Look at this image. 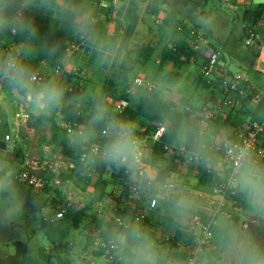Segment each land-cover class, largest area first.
Instances as JSON below:
<instances>
[{
	"label": "clouds",
	"instance_id": "9594fccd",
	"mask_svg": "<svg viewBox=\"0 0 264 264\" xmlns=\"http://www.w3.org/2000/svg\"><path fill=\"white\" fill-rule=\"evenodd\" d=\"M35 12L50 14L61 30L87 45L99 65L123 62L120 46L100 34L89 0H0V92L7 105L23 108L42 131L49 123L55 125L58 116L78 117L72 132L63 137L68 149L78 154L77 173L90 178L98 169L122 171L131 195L152 208L171 233L193 240V264H264V241L251 234L264 223V157L221 131L211 118L178 112L183 97L174 84L157 78L149 87L137 73L125 86L126 103L156 109L159 120L154 126L185 166L210 174L213 192L218 182L243 201L251 220L246 233L219 208L207 212V203L192 192L182 172L154 151L138 121L122 115L104 89L92 85L73 92L67 86L64 74L74 59L67 49L61 51L58 41L40 34ZM10 36L21 39L9 43ZM41 60L49 64L47 75L39 74ZM16 171L14 162L0 154V225L23 213ZM202 211L208 219L197 238L195 217ZM37 214L45 215L42 209ZM208 232L210 240L204 235ZM99 234L116 264H186L175 250L178 243H165L153 224L134 216L106 219Z\"/></svg>",
	"mask_w": 264,
	"mask_h": 264
},
{
	"label": "rangeland",
	"instance_id": "374dc122",
	"mask_svg": "<svg viewBox=\"0 0 264 264\" xmlns=\"http://www.w3.org/2000/svg\"><path fill=\"white\" fill-rule=\"evenodd\" d=\"M162 1L161 13L158 16H152L148 13L150 0L140 4L138 12L142 21L135 36L126 42H122L126 21L119 16L122 5L109 18H100L107 37H112L116 26L121 23L117 42L119 46L123 45L120 47L123 56L122 63L107 68L97 62L94 65L91 64L92 51L81 41L79 49L71 56L74 63L69 64L70 72L83 78L87 87L94 85L96 88H102L105 91L108 81L111 79L115 82V90L120 95L125 94V86L134 74L138 73L152 82L157 78L161 81L163 72L159 70V63L162 52L181 38V33L177 32L175 27L171 29L164 26V20L170 13H174L179 19L178 23L199 29L200 35L205 37L202 38L207 43H198L202 54L207 49L225 52L228 69L246 74L257 86L259 92L264 95V74L255 72L252 66L264 47V20L257 28L252 31L249 30L251 33L249 38L244 33L245 24L243 22L244 11L264 3V0H253L247 3L243 0H212L207 6L194 4L192 0ZM90 6L94 10L96 5L91 3ZM33 15L37 26H43L53 21L50 14L35 12ZM147 46L152 47L155 52L151 60L145 63L141 57V52ZM166 69H170V66ZM200 71L199 65L189 66L183 72L182 87L179 89L175 87L181 92L183 99H189L190 105L197 109L202 108L205 97L209 96L208 92L196 89V79ZM128 90L130 91V89ZM0 104L4 105V111H0V140L7 132L12 131L16 137L20 138V145L25 147L26 157L24 161L30 165L33 172L43 175V163L52 164L54 161L56 162L55 159L48 158L44 153L45 147L52 149L49 143L50 127L47 125L46 130L42 131L39 123L31 124L29 116L25 114L23 108L16 109L15 106L7 105L2 92H0ZM178 108H184L182 101ZM248 120L245 111H235L234 121L238 125L237 128H240ZM226 127L228 133L236 129L231 125ZM0 154L5 153L0 151ZM103 177L107 183L108 191L115 184V181L109 172H105ZM187 178L184 181L194 193L198 188L199 175L195 174ZM16 185L22 196L23 213L8 224L0 225V264H59L58 258L53 257L50 263L41 258L42 254H49L51 241L42 227L41 215L37 214L45 208V203L48 204L54 196L47 197L44 193L35 194L27 185L17 180ZM234 212L240 218L238 227L246 233L249 232L251 220L246 215L245 210L236 205ZM89 218L88 214L82 215L80 228L73 230L69 239L76 236L77 242H81V231L90 223ZM100 225V222L95 223L97 228H100ZM251 234L257 240L264 241V223H261L260 227L252 231ZM82 242L69 252L63 250L61 254L63 261L69 260L71 264H77L76 255L84 247L81 245ZM96 262L109 264L102 257H98Z\"/></svg>",
	"mask_w": 264,
	"mask_h": 264
},
{
	"label": "built area",
	"instance_id": "2783aa9c",
	"mask_svg": "<svg viewBox=\"0 0 264 264\" xmlns=\"http://www.w3.org/2000/svg\"><path fill=\"white\" fill-rule=\"evenodd\" d=\"M98 1L100 7L109 8L112 6L115 10L122 4L121 0ZM243 1L246 3L252 2V0ZM12 38L13 39L9 43L18 42L14 40L13 36ZM200 42L207 43L202 37H200L198 43L200 44ZM199 44L198 49L201 50ZM79 47L80 44L71 43L68 48V55L71 57ZM203 55L205 56L206 65L203 67L202 73L205 77L214 80L218 85L215 86L216 89L213 90L214 94L211 96L206 107L194 114L201 113L205 120L209 118L212 120L219 119L221 123H224L228 118L229 112L233 109L240 108L242 106V101L245 100L253 90L257 89V87L246 74L229 70L220 53L212 49H207L205 53L203 52ZM262 66L264 67V59H262ZM38 71L40 75H46L47 67L42 65L39 67ZM70 73L68 66V71L64 74V77L66 74ZM142 78L146 86L150 87L152 85L153 82L151 80L144 77ZM140 82V80H137V83ZM69 88L73 91V86ZM262 98H264L262 93L257 94L251 105L253 107L256 106ZM110 101L113 102L121 112L129 106V103H126L125 100ZM154 123L157 122L151 123L154 131L146 136L150 140L153 149L166 139V137L163 138L161 136V133H159L158 129L154 126ZM59 124L67 130L68 134L72 132L73 128L71 126L61 121H59ZM220 130L228 133L226 126L222 127ZM231 134L234 135L236 142L242 141L245 147H254L257 151V155L259 157H264V117L261 120L249 119L246 123H243L240 128L234 129ZM4 141L7 144V152L10 153L18 146H22L20 145V138L16 137L12 131L5 135ZM44 153L48 158L55 159L56 162L54 161L52 164L44 162L43 175L33 172V169H31L27 162L20 166V171L16 174V179L20 183L27 185L33 193H44L47 197L53 195L56 198L55 203H50L43 209L45 215H41V219L43 218L44 221L55 224L61 223L70 212L81 215L88 214L90 216V223L83 227L85 230L81 233V238L88 247L86 248V246H84L83 250L76 255L77 264H98L96 262L98 257H102L109 264H116L114 257L106 249L102 236L99 234L100 228H97L95 223H102L116 214L131 215L145 222L150 213L156 212L152 208H149L147 204L138 197L131 195L126 183V177L122 171H106L111 173L115 184L111 189H108V191L106 188V191L101 193V187L99 185L101 179L100 169L90 178L83 177L76 171L79 167L78 154L74 153L75 159H71L61 153H53V150L49 147H45ZM162 153L168 158L173 169L182 172L183 178L195 174L199 175L202 171H205L194 165L185 166L183 158L174 152L170 145L164 144L162 146ZM74 173L76 174L75 177L66 179L62 177V175H72ZM194 194L207 203V212H212L217 208L225 212L228 205V197L232 193L227 191L222 184L217 183L215 192L211 190V186L207 188L198 186ZM207 219V213L203 211L195 217L197 238L202 235L201 230L206 225ZM153 225L155 226L157 235L160 236L165 243L174 242L176 235L168 232L166 226L161 222L160 224L155 223ZM204 235L208 240L211 239L210 232ZM68 240L67 252L78 244L76 236ZM177 243L178 247L175 250L186 258V264H193L191 257L196 247L193 240L186 241L182 239ZM50 247L52 248L53 246Z\"/></svg>",
	"mask_w": 264,
	"mask_h": 264
},
{
	"label": "trees",
	"instance_id": "16d2710c",
	"mask_svg": "<svg viewBox=\"0 0 264 264\" xmlns=\"http://www.w3.org/2000/svg\"><path fill=\"white\" fill-rule=\"evenodd\" d=\"M148 0H121V10L119 12V16L123 17V19L126 21V27H125V33L122 39V42H126L127 40H130L134 37L136 30L140 24V14L138 12V9L140 7V4L147 3ZM212 0H192L194 4H201L203 6H207ZM162 0H150V3L148 5V13L152 16H158L161 13V5ZM89 3H94L96 6L93 10L94 12V21L96 23L97 28L100 31V34L104 36L106 39H110L118 44L117 38L120 31L121 23H119L116 26L115 33L112 35V37H107L106 30L102 26V23L100 21L101 17L109 18L116 10L110 6L109 8H102L99 5L98 0H89ZM264 20V3L259 4L257 6H254L252 8H248L243 13V22L245 24L244 33L249 38L250 37V31L254 30L259 26L261 22ZM179 19L174 13H170L168 17L164 20V26L167 28L173 29L175 27L176 31L181 33V38L175 42L171 47H166L163 52L159 63V70L163 72V76L161 78L162 83H172L175 86L180 84L183 78V72L186 68H188L191 65H199L201 67L200 74L197 77L196 81V89L201 90L202 92H208L209 96L205 97L204 103L202 104V108H204V105L208 104L211 96L214 94L213 90L216 89V84L214 80L209 79L205 77V75L202 73L203 67L206 65V60L201 53V50L198 49V41L200 37H203L200 35L199 29L189 26L187 24L178 23ZM38 30L42 36H47L50 41H58L61 46V51L64 49L69 48V45L71 43H77L80 44L81 41L74 38L72 34L63 31L59 28V26L56 24L55 21L48 22V24H44L43 26H38ZM205 38V37H203ZM12 36L9 37V42L12 40ZM21 39L19 36H15L14 40L18 41ZM123 46V45H122ZM120 46V47H122ZM213 48V47H212ZM90 50V49H89ZM214 51L221 54L224 61L225 59V52L217 51L216 49H213ZM154 49L150 46H147L143 48L141 52V57L144 60L145 63H148L153 54ZM43 58V57H40ZM77 61V58H75ZM90 63L95 64V56L92 53L90 57ZM47 67V74L49 71V64L41 60L40 66ZM170 66V69H166V67ZM107 68L106 66H104ZM46 74V75H47ZM65 82L67 83V86H73V92L77 90H82L87 88L86 81L83 78H80L79 76H76L75 74H66L64 77ZM115 82L113 80H109L106 88V93L109 95L110 100L117 101V100H127V97L125 94H118V92L115 90ZM259 90L255 89L247 96L245 100L242 101V106L238 109H233L229 112L228 118L224 123H221L219 119H216L217 126L221 129L224 126H233L238 127L236 122L234 121V113L235 111H245L246 117L248 119L252 120H261L264 117V98H262L259 103L256 106H252L251 103L253 99L256 97L257 94H259ZM189 99H183L182 105L183 109L177 108L178 112H186L188 115H193L195 112L200 111L202 108H193L192 105H190ZM148 108V111H146L143 106L135 105V104H129L128 108L122 111V115L128 118H132L138 121L140 132L142 135L147 136L150 135L154 129L151 126V123L158 122L159 120V114L157 113L156 109L152 108L151 106H146ZM78 117H69L67 115L58 116L55 125L52 123H49L48 126L50 127V140L49 143L52 146V150L55 153H61L64 156H67L71 159H75L74 153L71 152L70 149H68L67 145L64 142V135H67L68 132L65 128L61 127L59 124V121L65 123L66 125L71 126L74 128L78 122ZM8 133V132H7ZM6 133V134H7ZM5 134V135H6ZM4 135V137H5ZM4 137L2 140H0V151L4 152L9 159H11L15 166H16V174L18 171H20V166L24 165L25 163V149L22 146H18L13 152H7V144L4 141ZM164 144L170 145L167 138L164 140L163 143L156 145L154 148V151L158 154H162V146ZM101 170V179L99 182V185L101 187V193H104L107 188V183L103 179L104 173L107 171L105 169ZM76 174L72 175H62L63 178H72L75 177ZM17 180V179H16ZM18 181V180H17ZM218 183V182H217ZM199 185L202 187H209L213 184V178L210 174L206 173L205 171H202L199 174ZM56 198L53 197L51 200H49L48 204L45 203V207H47L50 203H55ZM240 207L241 209H244L243 201L235 196L234 194H230L228 197V205L225 209V213H227L233 220L238 221V225L240 223V218L235 214L234 208ZM82 215L76 214L73 212H70L66 215L65 219L61 223H49L41 219L42 227L45 229L46 235L49 237L51 241L52 248L49 249V254H42L41 258L47 262L50 263L51 259L53 257L58 258L59 264H71V261H63L61 258V254L63 250L67 249L68 243H69V237L71 235V232L73 230H77L80 228ZM145 223L148 224H155V220L152 216H148L145 220ZM156 224H159L157 222ZM85 229L83 228L81 233H83ZM186 241H190L191 238H184ZM181 237L179 235H176L174 238V242L171 244H176L177 242L181 241ZM97 255V254H96ZM98 256V255H97Z\"/></svg>",
	"mask_w": 264,
	"mask_h": 264
},
{
	"label": "crops",
	"instance_id": "0c3cea01",
	"mask_svg": "<svg viewBox=\"0 0 264 264\" xmlns=\"http://www.w3.org/2000/svg\"><path fill=\"white\" fill-rule=\"evenodd\" d=\"M253 1V0H252ZM141 21H142V17L140 16V23H141ZM140 25V24H139ZM139 27V26H138ZM138 31V28H137V30H136V32ZM136 34V33H135ZM135 36V35H134ZM201 53H202V51H201ZM204 56V55H203ZM205 57V56H204ZM262 59H264V47H263V49H262V51H261V53L259 54V56L255 59V61L253 62V70L255 71V72H258V73H260V74H264V67L262 66ZM226 62V61H225ZM227 64V63H226ZM46 66V65H45ZM182 84H183V82L181 81V83L180 84H178V85H176L175 87L177 88L178 87V89L179 88H181L182 87ZM257 87V86H256ZM188 176V175H187ZM184 180L185 179H188L187 177H184L183 178ZM199 181V180H198ZM199 185V184H198ZM149 216H152L153 218H154V220H155V222L157 223V222H159V224H160V222L164 225V226H166L165 225V223L158 217V215L156 214V213H150L149 214ZM168 230V229H167ZM168 232H170L169 230H168ZM171 233V232H170ZM171 234H174V233H171ZM83 240V239H82ZM82 240H81V242H82ZM81 242H79V243H81ZM79 243H78V245H79ZM82 246H86V248L88 247V245H86V244H84V241L82 242V244H81Z\"/></svg>",
	"mask_w": 264,
	"mask_h": 264
}]
</instances>
